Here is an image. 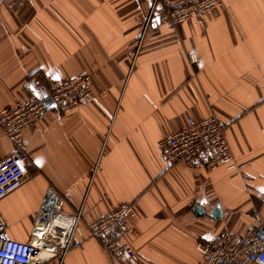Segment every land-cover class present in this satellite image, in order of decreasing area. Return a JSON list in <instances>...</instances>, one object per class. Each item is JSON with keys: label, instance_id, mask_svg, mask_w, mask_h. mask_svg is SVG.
<instances>
[{"label": "crops", "instance_id": "0c3cea01", "mask_svg": "<svg viewBox=\"0 0 264 264\" xmlns=\"http://www.w3.org/2000/svg\"><path fill=\"white\" fill-rule=\"evenodd\" d=\"M221 2L169 28L157 14L148 22L151 0H0V109L32 95L34 78L46 91L88 75L92 89L88 103L23 130L29 177L0 200L10 239H28L47 186L81 214L84 236L48 264H118L87 225L123 203L135 217L120 237L137 264H197V243L243 234L253 212L264 225V0ZM209 115L226 123L240 173L209 171L204 156L168 166L158 151ZM12 151L0 129V162Z\"/></svg>", "mask_w": 264, "mask_h": 264}, {"label": "built area", "instance_id": "2783aa9c", "mask_svg": "<svg viewBox=\"0 0 264 264\" xmlns=\"http://www.w3.org/2000/svg\"><path fill=\"white\" fill-rule=\"evenodd\" d=\"M221 0H151L152 15L157 14L160 26L174 27L192 18L203 19L208 12L220 8ZM192 63L196 58L190 56ZM92 97L90 76L78 75L48 84L44 98L30 95L24 101L0 109V129L13 147L10 155L0 162V200L18 189L27 179V153L23 130L35 125L51 109L67 113ZM226 123L214 115L202 120L188 119L186 126L171 133L157 143L158 151L168 166L192 165L202 156L209 171L223 168L238 174L245 166L233 156L225 139ZM135 217L132 204L123 203L109 215L87 225L89 237L95 239L118 264H137V254L125 243L120 233H132L130 221ZM252 226L243 234L224 231L220 236L197 243L200 254L197 264H264V225L257 212L251 215ZM81 214L67 213L62 196L47 186L32 227L25 242L12 240L7 225L0 216V264H48L61 261L73 248L80 247L84 239L80 226ZM52 244L44 249V243Z\"/></svg>", "mask_w": 264, "mask_h": 264}, {"label": "water", "instance_id": "95a60500", "mask_svg": "<svg viewBox=\"0 0 264 264\" xmlns=\"http://www.w3.org/2000/svg\"><path fill=\"white\" fill-rule=\"evenodd\" d=\"M26 89H27V91H29L30 94L35 95L39 99L45 97V91H44L43 87L41 86L39 78H34L32 81H30V83L27 85ZM45 106H46L47 110L51 109V106L47 101L45 102ZM194 213L199 216V215H203L204 211L201 209V207L197 206L195 208ZM211 215L213 218H220L221 217L220 210L218 209V207H215V209L211 213Z\"/></svg>", "mask_w": 264, "mask_h": 264}, {"label": "bare ground", "instance_id": "6f19581e", "mask_svg": "<svg viewBox=\"0 0 264 264\" xmlns=\"http://www.w3.org/2000/svg\"><path fill=\"white\" fill-rule=\"evenodd\" d=\"M52 247V244L49 242V241H46L45 243H44V249H50Z\"/></svg>", "mask_w": 264, "mask_h": 264}]
</instances>
